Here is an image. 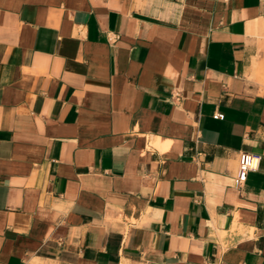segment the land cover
<instances>
[{
  "label": "crops",
  "instance_id": "1",
  "mask_svg": "<svg viewBox=\"0 0 264 264\" xmlns=\"http://www.w3.org/2000/svg\"><path fill=\"white\" fill-rule=\"evenodd\" d=\"M0 264H264V0H0Z\"/></svg>",
  "mask_w": 264,
  "mask_h": 264
},
{
  "label": "built area",
  "instance_id": "2",
  "mask_svg": "<svg viewBox=\"0 0 264 264\" xmlns=\"http://www.w3.org/2000/svg\"><path fill=\"white\" fill-rule=\"evenodd\" d=\"M215 119H222L221 115L214 116ZM260 166V157L255 154L240 152L238 154V166L233 179V185L240 190L245 184L250 173L256 172Z\"/></svg>",
  "mask_w": 264,
  "mask_h": 264
}]
</instances>
